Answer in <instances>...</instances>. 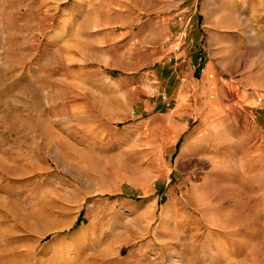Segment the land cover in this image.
Returning a JSON list of instances; mask_svg holds the SVG:
<instances>
[{
  "label": "rangeland",
  "instance_id": "1",
  "mask_svg": "<svg viewBox=\"0 0 264 264\" xmlns=\"http://www.w3.org/2000/svg\"><path fill=\"white\" fill-rule=\"evenodd\" d=\"M217 3L0 0V264H264V0Z\"/></svg>",
  "mask_w": 264,
  "mask_h": 264
},
{
  "label": "crops",
  "instance_id": "2",
  "mask_svg": "<svg viewBox=\"0 0 264 264\" xmlns=\"http://www.w3.org/2000/svg\"><path fill=\"white\" fill-rule=\"evenodd\" d=\"M214 2L215 4H218L217 0H214ZM163 22L164 20L162 22H160L159 20H156L155 23L151 24V26H153L152 32L156 30L157 26L161 24L163 25ZM198 23H199V19L195 18L194 24H193V32H192V35L194 36L195 39H198L201 36ZM175 26L174 24H172L171 30H170L171 35L169 34L171 38L172 37L175 38L174 40L175 42L169 46L168 45L164 46V48L162 47V50L164 53V55L162 56L163 58L154 63L155 66L156 64H159V65L156 66V69L151 70L152 75L150 76L153 82L155 81L158 82L157 88H159L160 84H163L164 86L168 88L167 93L170 96L169 97L170 100L173 102L175 106L180 104L184 100L186 104L190 102L191 107L189 108L191 109L193 106L192 105L193 101H195L196 93H197L194 91L197 88L196 86L197 84H195L194 82L198 78V76L201 75V73H204L205 70H207V72L211 71L210 70L211 68L210 66H207V69H205V66L204 68L203 67L200 68L201 65L199 64L198 59H197L199 56L194 55L191 48L181 49L180 46L178 47L176 40H178L179 38L178 37L179 33H175V30H174L176 29ZM207 26L213 27V24L207 25ZM136 31H137L136 32V39H137L142 31L140 17H136ZM167 39H170V37H168ZM172 48H175V49L171 50ZM166 55L168 57H166ZM183 88L184 89L186 88L187 90V93H185L184 96H182L183 93L181 91ZM179 100L181 102H179ZM145 103H147V101ZM144 106L146 107L145 108L146 110L151 109L157 112H161L164 109V104L162 102H158V99L153 101V103H152V100H149L147 103V106L146 104ZM147 209H150V211H152L154 209V206H150ZM145 223L146 221L141 222V224L143 225L141 227V230L144 232L148 231L149 233L148 227H146L147 224ZM140 244H146V243L142 241L140 242Z\"/></svg>",
  "mask_w": 264,
  "mask_h": 264
},
{
  "label": "built area",
  "instance_id": "3",
  "mask_svg": "<svg viewBox=\"0 0 264 264\" xmlns=\"http://www.w3.org/2000/svg\"><path fill=\"white\" fill-rule=\"evenodd\" d=\"M181 14L178 16L177 20L179 22H181L182 24H184V30H187L188 29V25L191 23V18H192V15H190V13L187 11V10H183L182 12H180ZM187 14V16H186ZM181 37L179 40H183L184 37H185V33L184 31H182V33H180ZM190 42H193V40L191 39ZM157 95H160L161 94V91H156ZM164 97H166V95H163ZM165 100V99H164ZM167 106H169L167 104Z\"/></svg>",
  "mask_w": 264,
  "mask_h": 264
},
{
  "label": "trees",
  "instance_id": "4",
  "mask_svg": "<svg viewBox=\"0 0 264 264\" xmlns=\"http://www.w3.org/2000/svg\"><path fill=\"white\" fill-rule=\"evenodd\" d=\"M81 223V220L78 221V225Z\"/></svg>",
  "mask_w": 264,
  "mask_h": 264
}]
</instances>
